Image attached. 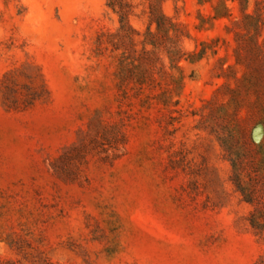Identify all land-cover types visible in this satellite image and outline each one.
I'll return each instance as SVG.
<instances>
[{
    "label": "rangeland",
    "instance_id": "374dc122",
    "mask_svg": "<svg viewBox=\"0 0 264 264\" xmlns=\"http://www.w3.org/2000/svg\"><path fill=\"white\" fill-rule=\"evenodd\" d=\"M114 1L0 0V264H257L220 140L264 141L237 8L122 0L123 31Z\"/></svg>",
    "mask_w": 264,
    "mask_h": 264
},
{
    "label": "trees",
    "instance_id": "16d2710c",
    "mask_svg": "<svg viewBox=\"0 0 264 264\" xmlns=\"http://www.w3.org/2000/svg\"><path fill=\"white\" fill-rule=\"evenodd\" d=\"M205 2L210 3L211 7L209 22L230 18L233 15V8H237L240 17L233 21V24L239 28L234 33L236 63H240L239 55L243 53L248 61L247 64L253 68L254 85L264 87V0H199V3ZM116 5L119 7L117 11L120 14V28L126 31V28L130 29L123 10L126 4L122 0L110 2V6L113 8ZM153 11L155 9H152V13ZM200 18L202 23L207 20L202 15ZM155 19L158 22V27L163 28L161 21L166 17L163 14H157ZM204 53V50L194 51L188 55L178 52L177 61L182 58L196 61L202 58ZM222 64L223 62H221L216 76L228 78L230 73H234L233 65L223 68ZM225 84L223 83V85ZM259 107L263 108V105L259 104ZM240 109L241 102H238L234 107L235 114H238ZM257 123L264 124V119L255 124ZM220 140L231 162V181L242 199L253 207L248 217L249 224L254 230L261 232L264 230V141L257 144L256 149H252L253 155H250V149L238 147L237 142L226 137L220 138ZM244 143L245 146L246 142ZM248 156L253 157L254 162H247ZM257 264H264V257H261Z\"/></svg>",
    "mask_w": 264,
    "mask_h": 264
}]
</instances>
